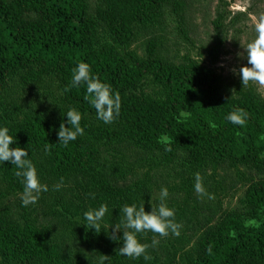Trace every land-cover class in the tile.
I'll use <instances>...</instances> for the list:
<instances>
[{
    "label": "trees",
    "instance_id": "16d2710c",
    "mask_svg": "<svg viewBox=\"0 0 264 264\" xmlns=\"http://www.w3.org/2000/svg\"><path fill=\"white\" fill-rule=\"evenodd\" d=\"M181 6V0H98L89 14L86 0H0V104L5 106L0 111V125L7 126L15 140L10 147L28 150L40 178L45 177L48 164L55 174L70 168L86 172L95 163L102 164L98 141H124L165 158L180 153L195 165H221L232 160L258 176L250 179L243 197L250 216L264 214V97L249 84L233 92L221 90L214 69L190 58L167 61L155 54L153 39L145 57L129 61L113 48L93 42L102 30L124 46L133 39L138 24L165 9L178 13ZM223 18L219 11L213 21L216 31ZM77 62L88 63L92 74L118 93L120 111L111 126L95 125L82 116L84 134L64 147L56 130L61 122L68 126L67 109L53 119L38 114L19 116L23 111L17 98L8 102L4 91L12 93L52 73L60 80L65 101L82 113L92 114L95 109L83 99V86L64 91ZM148 79L161 88L160 95L140 91ZM235 108L248 113L243 127L225 119ZM10 112L20 113L15 116ZM14 172L9 162L0 163V264H97L98 259L84 255L85 249L104 254L110 246L113 248L105 254L109 256L105 264H157L118 255V244L101 248L86 228L73 220V211H55L54 228L65 229L56 238L28 222V212L20 200L9 216L5 198L9 191L22 187ZM110 177L101 182L100 194L93 201L115 200L119 207L125 204L129 185L125 177ZM193 225L194 257H188L186 264L264 262V220L249 226L242 216L222 214L210 222L197 217ZM107 232L102 228L100 233L105 234L101 237L108 239ZM167 259L162 263L172 264Z\"/></svg>",
    "mask_w": 264,
    "mask_h": 264
},
{
    "label": "rangeland",
    "instance_id": "374dc122",
    "mask_svg": "<svg viewBox=\"0 0 264 264\" xmlns=\"http://www.w3.org/2000/svg\"><path fill=\"white\" fill-rule=\"evenodd\" d=\"M97 1L86 0L89 14H93ZM181 2L183 7L181 6L178 13L165 9L152 20L138 24L133 39L124 46L114 42L102 30L96 33L93 42L95 45L113 48L115 53L129 61L132 57H145L148 42L153 39L156 43L155 54L171 62H181L187 58L198 61L216 71L220 78L221 90L235 91L242 84L238 73L233 74L231 69L238 70L241 65L247 63L243 45L255 37L254 23L264 15V0H181ZM219 11L224 13V18L216 31L213 21ZM248 84L264 97V85L251 81ZM140 91L144 94H161V88L149 79L142 83ZM4 95H9L8 102L17 98V104L23 112L21 114L10 112L15 116L38 114L53 119L62 109L74 108L63 98L60 80L52 73H45L39 81L17 87L12 93L4 91ZM4 108L1 103L0 111L5 110ZM81 114L95 125L111 126L114 123V121L103 123L96 118L95 112ZM98 143L102 164L95 163L90 171L83 172L78 168H70L55 174L50 172L48 164L45 177L40 180L47 184L49 190L41 193L35 204L25 207L31 225L47 231L50 236L56 238L65 232V229L54 228L56 210L73 211V220L82 224V213L103 203L95 204L93 200L100 194L97 189L107 176L113 179L125 177L129 185L124 198L125 203H136L139 206L144 202L146 211L150 210V197L153 206H156L159 203L157 199L159 189L162 186L167 187L169 195L165 203L175 210V219L182 226L180 234L178 236L169 234L167 237H159L150 231L138 234L140 242L149 245L146 249L150 256L149 260L157 264H163L166 258L172 264H186L188 257H194L193 222L197 217H203L210 222L222 214H237L242 216L249 226H258L264 220V214L254 216L248 214L250 209L243 197L250 179L258 176L232 160L221 165L213 163L195 165L186 161L180 153L173 158H165L156 151L142 150L131 144L127 145L124 141ZM45 156L44 162L47 159ZM196 173H199L205 192L211 194V198L208 195L198 197L193 187ZM61 178L63 185L59 190H55L54 185L60 183ZM21 192L22 187L9 191L5 198V212L9 216L14 214ZM89 193H95V198H91ZM105 204L109 208L105 216V225L110 226V230L112 224L120 223L121 216L115 200ZM86 232L91 234L96 244L103 249L112 243L114 246L121 244L119 241L101 237L100 234L105 233H95L87 228ZM120 233L122 235V232ZM154 237L161 241L153 247L151 241ZM112 248L113 246L108 247L104 254ZM102 254L103 252L91 249H85L84 252V255L95 259ZM139 259L145 262L142 257L136 260Z\"/></svg>",
    "mask_w": 264,
    "mask_h": 264
},
{
    "label": "clouds",
    "instance_id": "9594fccd",
    "mask_svg": "<svg viewBox=\"0 0 264 264\" xmlns=\"http://www.w3.org/2000/svg\"><path fill=\"white\" fill-rule=\"evenodd\" d=\"M254 39L243 45L246 54L247 63L241 65L239 69H231L233 74L239 75L241 84L247 86L248 83L256 82L264 85V15L254 23ZM239 55V53L237 54ZM84 87L83 99L89 106L95 109L96 118L105 124L111 123L120 111V97L111 86L100 80L92 74L90 65L86 62H77L71 70V79L64 91L71 88ZM64 115L66 116L67 127L64 122L59 124L56 130L58 142L67 147L70 142L75 141L78 136L84 134V127L81 125L82 114L76 108H68ZM227 122L243 127L248 119V113L242 108H235L225 116ZM13 136L5 125H0V163L9 162L15 167L14 175L19 178L22 185L20 202L22 206L35 204L41 193L47 192V184L41 182L38 176L36 166L29 158V152L24 147H10L14 143ZM168 150V149H166ZM63 185L61 182L54 185L55 190H59ZM194 190L198 197L211 194L205 192L199 173L195 174ZM95 198V193L88 194ZM167 187L162 186L159 189L157 199L159 203L153 206L151 197L149 199L150 210L146 211L144 202L139 206L136 203H125L118 208L121 216L120 223L112 224L111 231L105 225V216L109 211L108 205L101 203L98 207H90L82 213L83 225L95 233H100L102 227H108L109 239L121 242L118 248V255L136 260L142 257L145 261L150 259L146 252L148 244L141 243L138 234L152 232L159 237H167L169 234L178 236L180 234L181 224L175 219L174 208L168 207L165 203L168 197ZM120 231L122 235H116ZM159 241L154 237L151 246H156ZM209 253L211 248L208 249ZM109 256L102 254L97 260V264H105Z\"/></svg>",
    "mask_w": 264,
    "mask_h": 264
}]
</instances>
